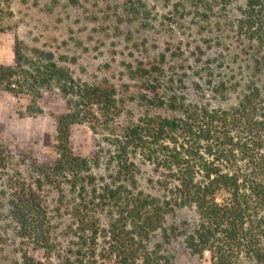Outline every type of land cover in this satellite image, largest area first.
Wrapping results in <instances>:
<instances>
[{"label":"rangeland","instance_id":"1","mask_svg":"<svg viewBox=\"0 0 264 264\" xmlns=\"http://www.w3.org/2000/svg\"><path fill=\"white\" fill-rule=\"evenodd\" d=\"M245 4L246 0H0V65L32 74L44 55L52 53L55 59L66 60L76 82H107L115 87V117L107 121L97 114L83 119L79 113L69 125L71 151L86 161L94 178L93 185L84 187L88 194L109 182L114 172L112 156L126 128L145 116L174 114L141 101L142 96L153 95L140 89V82L128 79L124 63L151 62L164 54L158 96L182 99L209 111L233 109L256 89L264 117V65L256 71L252 61L254 54L264 56V46L258 50L236 40L235 27ZM242 44L249 48L248 54L240 53ZM76 113L74 101L61 97L53 85L45 88L30 81L21 91L0 90V153L8 169L0 173V264H19L20 244L10 230L6 174L19 172L26 181L36 180L38 167L58 158L55 118ZM134 160L135 192L160 196L151 165L138 156ZM41 198L51 249H34L26 243L27 252L40 264H73L77 240L71 214L79 203V190L70 188L64 172L42 187ZM94 217L100 230L108 228L105 212ZM196 223L193 209H175L165 218L164 233L155 232L147 250L158 247L166 260L159 264H211L208 255L191 256L184 246V235ZM101 237L97 250L104 246ZM236 264L255 262L240 256Z\"/></svg>","mask_w":264,"mask_h":264},{"label":"trees","instance_id":"2","mask_svg":"<svg viewBox=\"0 0 264 264\" xmlns=\"http://www.w3.org/2000/svg\"><path fill=\"white\" fill-rule=\"evenodd\" d=\"M130 11L134 10L130 7ZM235 28L238 42L258 50L263 47L264 0H246ZM247 49L242 44L239 50L248 54ZM44 56L32 74L0 65L1 91H21L23 84L30 81L45 88L53 85L61 97L74 101L77 111L55 118L58 158L38 167L36 180L26 181L19 172L5 176L13 225L10 230L20 244L16 251L19 264H40L29 256L26 243L34 249H51L41 190L64 172L69 175L70 188L79 190V203L71 214L77 240L73 264L165 262L158 247L149 251L147 244L155 232L162 230L166 216L179 208L193 209L197 217L195 227L183 240L191 256L203 258L206 254L211 264H236L240 256L264 264V117L259 113L256 89L245 94L233 109L209 111L185 104L182 99L164 100L158 96L157 77L163 73L164 54L151 62L124 63L128 79L140 82V89L153 95L142 96L141 101L165 107L174 114L145 116L126 128L112 156L114 172L109 182L99 191L85 194L84 187L93 185L94 178L86 161L71 151L69 125L79 113L83 119L97 114L107 121L115 117L116 89L107 82L78 83L62 56ZM252 61L254 69L260 71L264 56L254 54ZM137 156L151 165L160 196L135 192ZM5 170L8 171L0 153V173ZM148 182L153 183L152 179ZM103 212L109 224L100 230L94 215ZM100 235L104 246L97 250Z\"/></svg>","mask_w":264,"mask_h":264}]
</instances>
